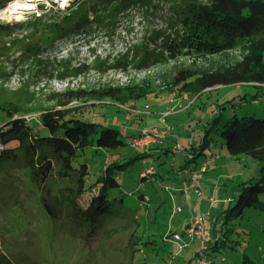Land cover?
I'll return each mask as SVG.
<instances>
[{
	"label": "rangeland",
	"instance_id": "1",
	"mask_svg": "<svg viewBox=\"0 0 264 264\" xmlns=\"http://www.w3.org/2000/svg\"><path fill=\"white\" fill-rule=\"evenodd\" d=\"M14 1H6L0 9V25L13 26L15 36L23 37L24 43L21 47L17 42L9 46L5 43L8 38H0V105L16 107L34 125L42 111L67 103L65 108L74 109L72 116L119 130L122 145L105 149L92 143L76 157L74 166L84 163L88 167L87 185L107 164L128 163L116 174L119 186L107 191L110 212L100 219L96 233L88 237L85 221H71L63 206L55 208L58 218L53 221L43 206V188L55 194L71 184L51 175L41 186L32 179L23 153L16 150L11 157L13 149L8 154L6 150L11 146L0 142V253L8 264H201L204 260L206 264H241L243 254L264 263V212L254 208H246L238 220H232L233 226L229 221L220 226L225 244L206 255L203 252L209 247L200 250L196 240L186 243L165 239L168 233L166 237L183 233L192 214L208 209L204 193L185 205L179 193L172 199L170 193L174 192L164 188L176 185V174L184 175L178 169L192 155L188 151L190 143L197 146L205 129L211 127L208 137L212 141H208L210 147L204 153L217 150L220 158L204 173L203 180L226 183L232 196L235 184L257 174V163L249 156L228 160L220 130L232 116L264 117V91L250 84L216 86L198 96L183 95L180 101L177 89L171 86L178 69L208 70L231 64L239 58V51L201 56L175 49L172 57L168 45L180 37L176 15L184 0L136 3L121 14H107L108 21L86 12L92 0H18L14 4L17 7L8 9ZM21 5L26 7L22 9ZM105 14L104 10L99 13L103 18ZM84 15L89 19H77ZM146 51L148 60L142 61ZM110 87H124L123 93L130 91L135 96L149 93L123 104L94 98ZM256 90L261 96L258 101L252 99ZM78 91L84 94L78 97ZM244 94L246 100L242 101ZM164 112L169 113L165 119L171 130L163 143L183 146V152L157 158L155 154L141 156V150L129 145L132 136L152 127L148 119L157 120ZM6 119L1 113L0 124ZM151 166L154 176L147 173ZM217 172L223 173L221 179ZM90 191L95 193L96 189ZM91 193L84 194L80 201ZM142 195L150 201L141 205ZM177 208L181 212H176ZM222 214L219 219L223 223L226 214ZM231 226L232 230L228 229Z\"/></svg>",
	"mask_w": 264,
	"mask_h": 264
},
{
	"label": "trees",
	"instance_id": "2",
	"mask_svg": "<svg viewBox=\"0 0 264 264\" xmlns=\"http://www.w3.org/2000/svg\"><path fill=\"white\" fill-rule=\"evenodd\" d=\"M6 1L8 0H0V9ZM146 1L92 0L86 8V12L89 15L98 14L99 20L108 21L110 16L107 14L114 12L118 15L136 3ZM184 2V5L177 10L176 15V33L180 31V37H178L177 42L168 45V49L172 52L171 56H174L175 49L179 51L182 49L186 54L201 56L238 50L239 58L231 64L218 65L214 69H178L171 81V86L177 89V94L179 96L183 94L198 96L203 91L216 86L235 84H250L257 90L264 91V0H204L203 2L184 0ZM103 10L106 11L105 15H107L105 18L99 15ZM89 15L77 17V19L88 20ZM77 22L78 24L81 23L80 21ZM38 31L44 32L41 29ZM15 33L13 26L0 25V38L11 40L5 42L9 46L11 43L17 42V46L21 47L24 39L23 37L18 38ZM146 54L147 51L141 57L142 61L148 60L145 57ZM149 54L148 58H150ZM138 57L140 56L138 55ZM156 61H161V59H156ZM122 90L125 88L110 87L107 91L95 95L94 98H109L123 104L127 100L139 99L149 93L146 91L135 96L130 91H126L125 94ZM257 90L252 97L254 101H258V98L261 97ZM72 94L74 93L72 92ZM75 94L81 97L84 93L78 91ZM240 98L242 101L246 100L245 94ZM66 104L63 103L60 107L42 111L36 118L34 125H30L19 114L20 110L16 107L0 105V114L3 113L7 116L6 121L0 124V142L3 145L9 144L11 146V148H6L7 154L10 153L9 149H13L11 157L16 154V150L23 153L24 164L29 168L32 179L41 186H44L45 180L51 175H55L62 182L66 181L71 184L63 189L59 188V192H54L55 194L51 189L43 188V206L53 221L58 218L55 208L63 206V211L68 210L66 216L71 221L82 220L87 223L86 234L90 237L96 233L100 219L110 212L111 201L107 197V191L119 186L116 174L128 162L107 164L96 180L87 185V165L84 163L73 165L79 152L92 143L97 148H116L123 144V140L120 131L113 127L72 116L71 112L74 109L65 108ZM216 118L212 122H215ZM209 130L211 127L204 130V135L197 146L190 147L189 150H191L192 155L181 166L182 169L186 166L188 168L190 162L195 163L197 159L205 156V149L210 147L208 141L212 139L208 137ZM220 136L224 139V146L230 157L237 159L240 155L249 156L257 163L258 168L256 175L235 184L234 195L228 203V208L222 211L224 215L226 214L223 223L221 222L222 226L228 221L233 226L232 220H238L246 208H254L264 212V202H261V196L264 195V117L232 116L222 124ZM180 147L181 149L177 150L174 145L173 152L182 151L183 147ZM141 153H149V150H141ZM142 154L141 156L144 155ZM201 164L192 165L188 173L197 169ZM206 165L208 167V163ZM202 181L203 176L199 182L203 193ZM92 188L96 189L95 193H91ZM88 193H91L88 199L80 201L81 197ZM222 212L220 214L223 217ZM232 226L228 229L232 230ZM262 229L264 230V225ZM211 231L213 230H210V234ZM212 236L215 235L212 233L211 241L206 246V248H211L204 252L201 251V253L206 255L209 250L214 251L225 244V234L222 229L221 233L214 237L215 239ZM211 242L212 244H210ZM209 244L211 246H208ZM204 262L206 264L205 260ZM0 264H8L2 253H0ZM241 264L264 263L252 260L243 254Z\"/></svg>",
	"mask_w": 264,
	"mask_h": 264
},
{
	"label": "crops",
	"instance_id": "3",
	"mask_svg": "<svg viewBox=\"0 0 264 264\" xmlns=\"http://www.w3.org/2000/svg\"><path fill=\"white\" fill-rule=\"evenodd\" d=\"M183 95L185 97L188 96L187 94H183ZM183 95H181L180 101L183 100V98H184ZM164 114H165V118H167L168 115H169V113H167V112H164L162 115H164ZM159 118L157 120H155V119H150L149 120L148 119V121H151V123L154 124L153 126H156L157 125V127H159V125H158ZM139 133L140 132H138V134ZM138 134H136V135H138ZM136 135H133L132 137H134ZM167 136L165 138H167ZM174 145H175V143H173L172 146L171 145H167V144L163 143V140H162L161 143L152 144L150 146V148L148 149L149 150V153H143L144 155L142 153L141 154L143 156H149V155L155 154L154 157L157 158L158 156H160V154H163V155L168 156L167 155L168 153H179V152L182 153L183 152V150L182 151H179V152H173ZM215 145H217V144H215ZM193 146H195V145L193 143H190V146L189 147H193ZM188 151H191V150H188ZM216 152L218 153V155L220 154L219 151L212 150L208 155H206V154H205V156L203 155L202 156V159L200 161L197 160L195 163L194 162H190L189 163L190 165H188L189 166L188 168L186 166L184 169H182L181 166L184 165V164H182L180 166V168L178 169V171H181L184 175H182L181 177H179V174H176L175 178L178 180V182L176 183V185L175 186H172V187L164 186L165 190L170 189L172 192H174L173 194L170 193L171 196L173 195V197H170V198L173 199L175 197V195H177V193H179L180 194V197H179L180 200L182 199V201H184V204L187 205L189 199L195 197V195H196L193 191H188V192L185 193V190H186V188L188 186V180H189V173H188V171L190 170V168L192 167V165H195L196 166V165H199L200 163H208V167H207V171H208V169H209L210 166L215 165L219 161L218 158H220V157H218V155H217ZM225 157H226V155H225ZM185 158H186V155L184 154V159ZM227 158L230 161L232 157H230V156L228 157L227 156ZM149 169L152 170V175L154 176L155 175V173H154L155 172V168L153 166H151ZM219 169H221V168H219ZM214 172H216V169H214ZM217 173H218L219 179H221L223 173H219V172H217ZM144 174H145V172H142L140 174L141 177H142V179L144 177ZM231 177H233V176H231ZM202 190H203L204 195L207 196L206 197L207 198L206 199L207 202H208V198L209 197H213L214 198V203L210 204L208 202L207 203L208 204L207 205L208 209H206L205 211H202V212L206 213L207 216L209 217L210 221H212V227H213L212 230L215 231L214 233L217 236L216 232L217 233H219V232L221 233V229L219 230V228H220V226H222L221 220L219 219L220 213L222 211H224V210H222V208L224 207V205H227L230 202V200L232 199V196L234 195V190L232 191L233 192L232 196H230L229 189H228L226 183L225 184L224 183H216V182H214V183L211 182L210 183V182H206L205 179L202 181ZM139 198H140V201H141V205L144 202H146V201H150V199L146 195H142ZM197 200L200 201L199 199H197ZM198 207L201 209L202 208V204L200 206H198ZM211 209H214V211H211ZM145 216L146 217L148 216V211L145 212ZM193 216H194V214H192L191 215V218L188 219L189 224L192 221ZM219 220H220V222H218ZM182 222H183V219H182ZM188 226L189 225L187 224L185 227L187 228ZM174 231H176V230H174ZM168 234L165 235V239L166 240H170L169 239L170 237H166V236H168ZM194 256L198 257V252H194Z\"/></svg>",
	"mask_w": 264,
	"mask_h": 264
},
{
	"label": "built area",
	"instance_id": "4",
	"mask_svg": "<svg viewBox=\"0 0 264 264\" xmlns=\"http://www.w3.org/2000/svg\"><path fill=\"white\" fill-rule=\"evenodd\" d=\"M158 125L159 127L156 125L142 129L138 135L131 138L129 143L130 147L147 151L152 144L160 143L171 130V127L166 122L165 114L159 118ZM175 149L180 150V145L175 144ZM206 170V163H202L197 169L192 170L189 173L188 186L185 190V193L188 191H193L196 195L200 196L202 194L199 182ZM147 173H152V170L148 169ZM208 202L212 204L214 199L209 197ZM176 211L180 212L181 208H177ZM210 230L211 224L207 218V214L200 210L194 215L189 226L185 229V231H183V233L179 234L173 232L170 238L175 242L186 243L197 240L200 244V249L204 250L207 244L211 241ZM201 264H205V262H201Z\"/></svg>",
	"mask_w": 264,
	"mask_h": 264
},
{
	"label": "bare ground",
	"instance_id": "5",
	"mask_svg": "<svg viewBox=\"0 0 264 264\" xmlns=\"http://www.w3.org/2000/svg\"><path fill=\"white\" fill-rule=\"evenodd\" d=\"M17 2H18V0H15L14 3H12V4L8 7V9H11L12 7H17V6L14 5V4H16ZM25 7H26L25 5H21V6H20V8H22V9L25 8ZM5 12H6V10H5ZM11 12H12V11H11ZM6 13H7V12H6Z\"/></svg>",
	"mask_w": 264,
	"mask_h": 264
},
{
	"label": "clouds",
	"instance_id": "6",
	"mask_svg": "<svg viewBox=\"0 0 264 264\" xmlns=\"http://www.w3.org/2000/svg\"><path fill=\"white\" fill-rule=\"evenodd\" d=\"M170 237H171V235H170Z\"/></svg>",
	"mask_w": 264,
	"mask_h": 264
}]
</instances>
